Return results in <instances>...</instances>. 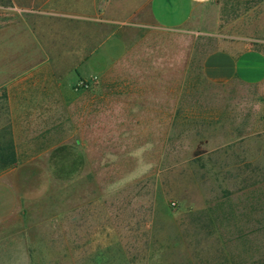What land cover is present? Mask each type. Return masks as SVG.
<instances>
[{"label":"rangeland","instance_id":"rangeland-1","mask_svg":"<svg viewBox=\"0 0 264 264\" xmlns=\"http://www.w3.org/2000/svg\"><path fill=\"white\" fill-rule=\"evenodd\" d=\"M23 1L0 0V37L27 42L0 49V257L264 264V82L203 72L229 44L264 49V0L202 4L177 29L158 26L146 0H107L111 22L105 0ZM108 34L122 52L78 78L87 42ZM218 203L239 213L217 221L223 248L204 212Z\"/></svg>","mask_w":264,"mask_h":264},{"label":"crops","instance_id":"crops-1","mask_svg":"<svg viewBox=\"0 0 264 264\" xmlns=\"http://www.w3.org/2000/svg\"><path fill=\"white\" fill-rule=\"evenodd\" d=\"M124 1H120V4H125L126 2ZM214 1L217 0H146L140 6L148 8L150 16L161 28L177 29L184 27L189 22L196 7ZM79 3L88 5L90 2L87 0ZM21 4L29 6L32 5V1L26 0ZM57 4L67 5L69 2L61 3L57 1ZM91 4L95 5L96 1L93 0ZM103 4L107 5L103 10L105 20L108 22L114 21L115 18L106 16L109 7L112 8V2L105 0ZM92 8L93 12H95V7ZM22 9H26V7ZM64 9L57 14L59 17L83 18L80 16L83 15L81 13L67 12ZM87 12L89 13L90 11ZM139 13L140 9L137 12H132L128 19L137 16ZM22 28L28 34L30 41H33L32 45L43 48V51L46 50V46L39 33V27H35V30H33L28 24H23ZM7 37V39L0 37V49L7 47L10 50L13 46L18 47V45L23 48L24 44L27 43L20 36L16 37L14 35V37L10 38V35H7ZM115 37L117 36L108 34L107 36H102V38L99 37L98 41L94 38L92 41L87 42L86 47H90L88 49L90 53L76 66L78 78L89 79L102 75L110 68L116 54L121 53L123 50L122 44L121 47L119 46L117 50H114L113 45L115 42L113 41ZM59 46L62 47V44L60 43ZM14 52L16 55L17 50L15 49ZM7 56L9 59L14 57L12 53H9ZM9 69V66L0 67V77L1 75H6ZM203 72L206 78L216 83H227L231 80H239L248 84L264 82V49H258L253 46L244 48L241 43L229 44L226 47L210 52L205 57ZM0 258V264H31L27 256L17 252L5 256L2 255Z\"/></svg>","mask_w":264,"mask_h":264},{"label":"trees","instance_id":"trees-1","mask_svg":"<svg viewBox=\"0 0 264 264\" xmlns=\"http://www.w3.org/2000/svg\"><path fill=\"white\" fill-rule=\"evenodd\" d=\"M221 204L222 203H218L217 205L215 204L214 207L209 208V209H207L204 212L207 215V218L210 220V223H211V226H212V235H216L215 239L217 240V242H219L222 245V248H223V246H224L223 236L221 235L220 227H219V224L217 223V221H219V219L221 217L223 218V215H226L225 219H228V217L230 218V215L235 217V218L237 216L239 217V213L236 211L237 208H234V210L231 211L230 210L231 209L230 206L228 207L229 210H227V207L225 208V203L223 205H221ZM248 233L249 232L247 230H243L239 234V236L248 237ZM225 259H230L231 260V263L228 261V264H234L235 263V261L232 260V257L231 256H227V254H226V258Z\"/></svg>","mask_w":264,"mask_h":264}]
</instances>
